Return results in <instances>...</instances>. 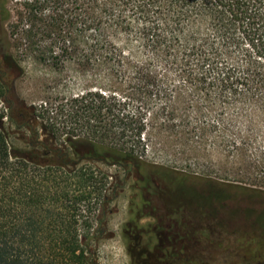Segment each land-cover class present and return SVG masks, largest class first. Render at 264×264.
Returning <instances> with one entry per match:
<instances>
[{"label": "trees", "instance_id": "1", "mask_svg": "<svg viewBox=\"0 0 264 264\" xmlns=\"http://www.w3.org/2000/svg\"><path fill=\"white\" fill-rule=\"evenodd\" d=\"M13 1L6 28L0 0V264H93L84 238L112 178L96 163L135 180L141 212L264 264V187L146 160L154 142L187 154L213 135L264 180V0ZM27 55L91 84L8 101Z\"/></svg>", "mask_w": 264, "mask_h": 264}, {"label": "rangeland", "instance_id": "2", "mask_svg": "<svg viewBox=\"0 0 264 264\" xmlns=\"http://www.w3.org/2000/svg\"><path fill=\"white\" fill-rule=\"evenodd\" d=\"M7 6L12 15L5 23L9 28L17 19L15 11L22 10V6L13 0H9ZM21 59L23 73L14 77L15 92L8 95V101H26L33 105L39 104L46 95L57 93L69 98L91 84L73 68L62 72L42 64L31 55ZM1 107L7 111L8 102ZM4 128L11 142L22 146L20 131L8 119H5ZM226 136L227 141L233 137L231 134ZM171 138L166 141L170 143L169 147L165 143H152L147 149L146 160L199 175L264 187V180L252 172L249 151L243 155L227 148L226 143L214 145L219 140L215 141L212 135L205 137L206 145L182 154L178 152L181 143L176 137ZM258 147V154L263 153L264 157V134L259 137ZM96 165L112 178L104 197L93 205L92 227L84 238L93 264H245L244 258L223 253L216 243L208 245L207 238L216 241L213 235L188 237L189 230L173 225L166 211L150 207L141 212L142 195L135 180L129 178L125 181L123 172L116 167Z\"/></svg>", "mask_w": 264, "mask_h": 264}]
</instances>
